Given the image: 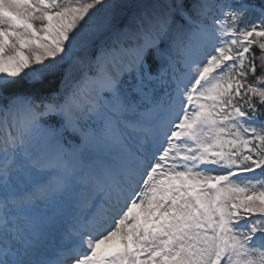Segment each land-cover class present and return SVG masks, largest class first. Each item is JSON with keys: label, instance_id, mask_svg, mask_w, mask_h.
I'll return each instance as SVG.
<instances>
[{"label": "snow or ice", "instance_id": "snow-or-ice-1", "mask_svg": "<svg viewBox=\"0 0 264 264\" xmlns=\"http://www.w3.org/2000/svg\"><path fill=\"white\" fill-rule=\"evenodd\" d=\"M0 264H264V0H0Z\"/></svg>", "mask_w": 264, "mask_h": 264}, {"label": "rangeland", "instance_id": "rangeland-1", "mask_svg": "<svg viewBox=\"0 0 264 264\" xmlns=\"http://www.w3.org/2000/svg\"><path fill=\"white\" fill-rule=\"evenodd\" d=\"M261 2V0H256V3L259 4Z\"/></svg>", "mask_w": 264, "mask_h": 264}]
</instances>
